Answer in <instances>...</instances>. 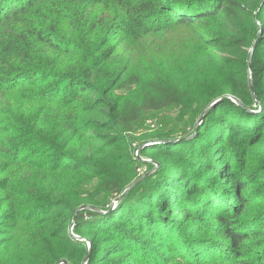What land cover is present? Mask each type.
I'll use <instances>...</instances> for the list:
<instances>
[{"label":"trees","instance_id":"1","mask_svg":"<svg viewBox=\"0 0 264 264\" xmlns=\"http://www.w3.org/2000/svg\"><path fill=\"white\" fill-rule=\"evenodd\" d=\"M91 1L103 9L104 15L98 14V18L95 16L98 12L88 8L83 23L86 31H83L74 19L75 11H72L73 18L69 22L78 37H69L60 34L51 22L52 10L48 0H0V31L5 30L3 27L11 26L7 36L3 35L4 38L8 37L7 43L0 44V64L6 65L5 69L0 68V145L10 153L5 154L0 150V162H4L0 173L6 174L9 168L17 167L39 175L40 179L48 178L50 174L52 180L62 174H75L79 170L102 174L110 180L104 186L106 198L93 205L107 211L105 215L108 217L96 216L92 220L94 226L115 234L117 246L121 250L129 251L135 247L123 234L136 230L139 235L157 240L159 247L156 255H160L164 248L178 251L171 245L173 241L188 238L176 236L174 229L166 227L162 231L156 227L153 233L149 232L141 220L145 216L144 210L138 208L136 202L135 205L119 202L117 209L108 207L110 200L117 198L133 182L134 173H113L108 170L111 167L87 162L81 159L79 149L76 152L78 145L87 143L105 148L118 143L119 126L129 128L137 118L133 110L128 113V118L121 121L116 118L111 123L104 118L106 109L116 107V99L110 98L109 101L114 104L111 107L106 95L119 79L113 75L111 67H106L109 58L105 59L104 55H108L107 52L115 45L113 43L110 46L109 43L104 47L101 42L104 30L101 26L105 23L108 25L106 40H113L110 36L118 33L123 36L125 31H137L147 17L154 16L156 11L162 12L167 15L172 27L196 25L205 30L206 33L198 38L199 45L195 46V50L198 53L210 50L214 54L215 51L224 50L227 45L243 48L248 44L246 33L240 28L255 12L264 28V0ZM54 3L65 5L63 1ZM61 15L67 18V14ZM82 31L86 33L84 40L79 37ZM259 41L260 47H263L264 29ZM65 43L72 47L69 48ZM77 43L86 50L82 55L75 51ZM116 52L110 56L114 57ZM256 68H253V75ZM173 87H159V96L152 99L155 107L176 108L180 105L182 96L179 89ZM223 94H216L213 98L219 99ZM223 104L234 109V113H225L227 121L223 120L218 128H226L224 132H229L237 139L246 130L234 123L232 114L244 117L248 122L255 119L258 122L263 118V114H241L238 112L239 107H234L231 101ZM114 110L109 115L115 118L117 112ZM228 124L232 125L226 127ZM187 136L177 134L167 139H185ZM246 136L241 137L240 142ZM255 138H259V135ZM257 143L263 144L262 141ZM196 145V142L180 140L162 147L163 154L181 162L184 175L171 179L157 195L154 192L149 196L147 203L150 210L154 206H163L165 212L169 208L172 213H180L177 218H185L188 228L194 233L189 239H200L209 232L224 237L226 249L222 256L226 257V252L230 253L228 255L236 264H264V195L263 189H258L254 184L256 173L262 174L264 168L242 170L239 158H235L227 148L220 147L221 157H217L213 153L205 155ZM73 158L76 160L72 161ZM212 159H215V163H211ZM208 162L211 168L207 167ZM10 185V181H0V192H4L0 197V211L10 208L17 212L18 206L10 193ZM77 186L75 184L74 188L80 191ZM33 188L42 192L34 195L35 204L29 219L38 220L43 215H51V219L56 217L62 225L56 233H63L64 227L83 201L78 195L68 198L64 190L52 189L43 182ZM95 214V211L83 209L78 212L76 219L80 222ZM82 226H85L84 223ZM65 236L69 234L62 237ZM54 237L59 238L60 235ZM201 245L186 246L185 252L207 259L208 252L205 249L209 248L206 243Z\"/></svg>","mask_w":264,"mask_h":264},{"label":"rangeland","instance_id":"2","mask_svg":"<svg viewBox=\"0 0 264 264\" xmlns=\"http://www.w3.org/2000/svg\"><path fill=\"white\" fill-rule=\"evenodd\" d=\"M54 1H63L65 5ZM48 5L52 10L51 22L60 34L69 37H78L69 22L73 18L72 11H75L74 19L83 31H86L83 23L88 8L98 12L95 15L98 18L101 13L104 15L103 9L91 0H48ZM61 14H67V18ZM172 26L167 15L157 11L154 16L147 17L137 31H125L123 36L119 33L110 36L113 40H106L108 25L105 23L101 26L104 30L101 35L104 47L109 43L110 46L113 43L115 45L107 52L108 55H104L105 59L109 58L106 67H111L113 75L119 79L106 95L108 103L111 97L116 99V107H112L114 104L111 101L112 108L106 109L107 115L104 118L111 123L116 118L121 121L129 117L131 110L137 113V118L129 128L119 126L118 143L109 148L87 143L78 145L76 152L79 149L81 159L87 162L111 167L108 170L113 173H134L133 187L126 192L124 190L111 209H117L119 202H129L130 205L136 202L138 208L144 210L145 216L141 220L149 232L153 233L156 227L161 231L166 227L174 229L176 236L182 235L188 239L173 241L171 245L178 251L164 248L160 255H156L159 247L157 240L139 235L134 230V233L123 235L135 247L129 251L121 250L117 246L115 234H110L107 229L96 228L92 222L96 216H106L107 211H101L93 204L106 198L104 186L110 182L108 178L102 174L79 170L72 175L62 174L56 180H52L50 174L48 178L40 179L37 174L13 167L6 174L0 173V181L11 182L9 190L18 206L17 212L10 208L0 211V264H236L229 256L230 253L226 252L227 256H222L226 249L224 237L209 232L200 239H189L194 233L188 228L185 218H177L180 213H172L169 208L165 212L163 206H154L150 210L147 202L149 196L154 192L157 195L168 181L184 175L181 162L161 151L169 143L172 145L180 140L196 142L195 147L202 149L205 155L213 153L217 157H221L220 147L227 148L235 158H239L242 170L264 168V46L260 47L259 41L263 24L255 12L240 28L246 33L248 44L243 48L227 45L224 50L215 51L214 54L210 50H202L200 53L195 50V46L199 45L198 38L206 33L201 27ZM3 28L5 30L0 31V44L7 43L8 37L4 38L3 35L7 36L11 26ZM83 31L79 37L84 40L86 33ZM65 44L68 46L69 43ZM83 47L77 43L75 51L82 55L86 51ZM114 51H117L114 57L110 56ZM255 66L257 68L253 75ZM1 67L5 69L6 65L0 64ZM160 86L179 89L183 101L178 107H155L152 99L159 96L157 92ZM220 93L225 94L215 100L214 95ZM229 101L234 107H239L238 112L241 114H263L262 120L258 122L256 119H253L255 122H248L244 117L232 114L234 123L246 130L239 139L224 132L226 128H218L223 120L227 121L225 113H234V109L223 104ZM113 109L117 112L115 118L109 115ZM177 134L188 136L185 139H167ZM257 134L259 138H255ZM245 135V140L240 142ZM0 150L10 154L2 145ZM212 162L215 163V159ZM3 166L4 162H0V170ZM207 167H210L209 162ZM212 168L216 167L213 165ZM255 177L254 184L258 189H263L264 195V185H260L264 184V178H260L264 177V171L262 174L256 173ZM40 182L52 189L64 190L68 198H76L78 195L83 201L64 227L63 233H56L59 231L57 228L62 226L56 217L51 219V215H43L38 220L29 219L35 204L34 195L42 192L33 186H38ZM75 184L80 191H76ZM248 190L249 186L245 192ZM3 193L0 192V197ZM83 209L95 211L96 214L79 222L76 217ZM64 234L69 236L62 237ZM54 235L60 237L55 238ZM202 243H206L209 248L205 249L208 252L207 259L185 252L186 246L197 244L201 247ZM148 246L149 250L145 251ZM187 255L189 257H185Z\"/></svg>","mask_w":264,"mask_h":264},{"label":"water","instance_id":"3","mask_svg":"<svg viewBox=\"0 0 264 264\" xmlns=\"http://www.w3.org/2000/svg\"><path fill=\"white\" fill-rule=\"evenodd\" d=\"M135 182H131L128 186H127V189L125 190V192L128 190V189H130V188H132L133 187V184H134ZM118 200V197L117 198H113V199H111L110 200V202L108 203L109 205H108V207L109 208H112L115 204V202ZM81 208H83V207H80V209ZM101 211H104V210H102V209H100Z\"/></svg>","mask_w":264,"mask_h":264}]
</instances>
